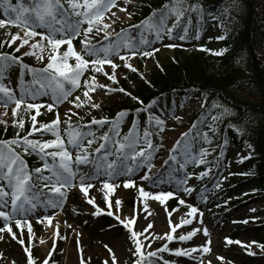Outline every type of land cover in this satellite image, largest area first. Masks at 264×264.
<instances>
[{"label":"rangeland","instance_id":"obj_1","mask_svg":"<svg viewBox=\"0 0 264 264\" xmlns=\"http://www.w3.org/2000/svg\"><path fill=\"white\" fill-rule=\"evenodd\" d=\"M139 1L141 0H116L115 4L102 17L100 30L93 29L85 37L83 30L88 25H83L78 39L81 41L87 39L90 46H93L99 39L105 40V47H108L121 39V36L117 35L120 33L123 39L139 45L142 49L145 45L139 43L140 37L143 35L148 38V32L142 28L138 33L137 42H135L127 31L130 26L139 24V13L136 7ZM228 9L234 13L242 11L241 5L237 2H231ZM4 18L6 17L0 7V19ZM173 18H169L168 26H171ZM196 20L198 22V17ZM105 24L108 25L107 28L103 27ZM215 27V22L210 23L211 34L219 36L220 30H215ZM36 30L45 32L40 28ZM26 31L27 29L14 25L0 27V42L7 43L8 47L20 55L26 64L37 69L45 68L49 57L53 54L57 56V62H60L63 52L67 50V44L61 45L53 53L46 40L41 41L39 36L26 37ZM13 36H17V39L13 40ZM151 38L150 47L146 48L147 51H153V55L149 59L140 54L132 56L128 48L122 47L119 55L110 57L118 65L115 70L111 65L105 64L102 66L103 71L96 72L89 64L80 76V86L71 92L66 100H54L53 88L44 86L40 93L35 94V98H31L28 91L24 90L22 95L25 102L16 108L13 101H7L5 104L4 101L7 100V97L0 94V97H3L0 99V124L9 127L16 121L19 123L21 121L29 122V127L33 130L42 124H50L57 117L59 122L71 121L91 124L94 120L109 119L112 113H120V110L136 101L133 97H135L134 94L140 83L149 80L150 75L172 59L177 51L182 50L186 54L196 51L195 43L189 39L181 40L178 43L180 45H177L167 37L163 40H156L153 34ZM22 39H28V44L21 45ZM37 42H40L41 46L33 48L32 45ZM170 44L175 47H168L167 45ZM72 45L75 51L82 54L84 51L82 43L74 44L72 42ZM156 49L158 51H155ZM135 50L142 52L137 48ZM120 55L126 57L127 64H130L132 68L125 66V61L120 59ZM85 58L92 60V58ZM67 62L75 66L76 59L69 56ZM105 72L109 75L114 74L115 80L109 79L104 74ZM49 74H54L52 69L39 75L43 84L49 82L45 78ZM93 77L95 80L92 79ZM17 78L23 80L24 83L27 80L24 72L23 75L22 72L19 74V69L14 68L0 79V83L11 89L13 95L19 98ZM57 78L61 79V77ZM85 81H89L94 90H89L85 86ZM121 88L125 91L121 92ZM85 91L88 92L87 96L84 95ZM28 104H36L39 107L30 109ZM49 104L53 105L51 109L48 108ZM77 104L80 106L77 107ZM93 104L97 106L93 107ZM204 104L202 96L198 94L188 99L176 98L171 105L170 113L160 112L157 118L163 120L164 123L162 126L158 125L155 119L154 135L157 137V143L151 167L148 166L149 164L141 165L139 170L130 177H124V173L128 172V166L125 164L122 166L121 173L113 176L107 175V169L103 167L96 171V176L86 179L85 188L87 191L85 192L81 190L80 177L76 174L72 180L73 186L61 189L64 193L63 196L50 190V195L44 196L43 200L36 199L34 202L37 203V207L26 213H13L10 195L4 197L0 201V211L8 212L10 219L5 221L0 217V264H27L29 254L32 256L33 264H44L45 261L48 264H136L137 260L151 258L148 253H157L158 251L167 252L166 262L168 264H264L263 197L252 199L230 212L228 215L230 223H228L226 216L223 217L220 214L217 205L209 201L207 192L204 193L198 189L195 193L184 198L185 203L182 204V209L172 211L167 207L166 200L161 203L160 200L155 199L156 195L165 191L152 187L146 179H142L145 175L149 176L152 170H159L164 162L170 159V155L177 156V161L170 159L172 162L182 161L183 158L178 153L184 145L179 146L176 151H173V146L177 141L182 140V134L186 132L188 123L195 114L202 111ZM14 109L15 114L13 113ZM124 113L126 114L121 117L122 123L118 126L121 130H126L129 127L127 123L129 114ZM33 116L36 117L35 121L32 119ZM213 117L215 115L207 116L203 120L212 121ZM135 130H137L136 135L140 138L136 150L145 149L142 132L138 131L137 127ZM36 141L44 142L40 137ZM115 145L116 143H110V149L116 151ZM65 146L70 151L71 157L80 151L73 148L72 145L65 143ZM97 148L99 146L92 145L93 151ZM130 150L132 151V149ZM7 151L5 150L6 153ZM205 152L204 160L210 155V152ZM199 154L200 152L195 157L200 158ZM246 155V151L241 148L226 147L221 153L222 162L229 166V169L225 171V178L237 170V162ZM201 165L191 162L186 165L184 170L187 172V179L191 178L184 184V188L193 189L198 186L199 178L195 173ZM128 181L133 183L126 187L125 184ZM2 182L6 186V191L10 192V188H7L8 182L6 180H2ZM105 183L111 184L112 187H105ZM219 186H226L223 179L217 183V187ZM141 188L152 195L147 197L140 195ZM246 190L244 189L243 192L246 193ZM136 194L137 197H135ZM174 197L178 200L184 196L180 192ZM49 200H52L57 206L52 207L48 204ZM89 200H92L93 203H89ZM189 205L196 207L198 211L188 215ZM17 220L21 222L19 226H17ZM105 220H107V224L104 222ZM182 220L191 222L181 223ZM176 224H181V226L172 232V226ZM251 224H260V232L255 233L256 230L253 227L247 231L235 232L242 228L241 226H250ZM117 226L121 227L122 231ZM205 229L207 234H205ZM193 230L195 232L190 239L180 240L178 238ZM133 231L137 233V236L134 237L135 240L141 244L142 257L135 252L136 248L130 237ZM169 232H172L175 238L171 241V247H164L163 244L170 241L166 236V233ZM205 247L209 251L205 252ZM165 248L167 250H162ZM176 249H182L189 254L177 256Z\"/></svg>","mask_w":264,"mask_h":264},{"label":"trees","instance_id":"obj_2","mask_svg":"<svg viewBox=\"0 0 264 264\" xmlns=\"http://www.w3.org/2000/svg\"><path fill=\"white\" fill-rule=\"evenodd\" d=\"M80 2L82 4L83 0H80ZM231 2H237L241 5L242 11L240 13L230 11L228 6ZM11 3L16 4L17 0H11ZM62 3L67 10L65 15L69 20L83 19L72 15L67 0H62ZM166 3H168V0H141L136 4L139 13V24L132 25L127 29L133 41L137 42L138 33L144 28L141 22L149 17L153 11H159ZM188 3H199L204 11L202 13L186 12L185 16L182 17L180 26L174 30L172 41L180 45L178 44L181 41L179 36L185 35L184 28L186 27L188 38L184 40H192L195 43L196 51L189 54L183 53L182 50L177 51L172 59L150 75L149 80L140 83L134 94L138 99L120 110V112L123 111L129 114L128 129H119L118 126L122 123L121 117L117 113H112L109 116L110 118L104 120L103 123L60 121L55 128V133H58L67 145H69L67 143L69 131L76 130L85 133L82 144L88 150L90 162L88 164H77V154L69 161L73 171L79 177L85 176L86 179H89L96 176L98 169L106 168V164L117 160L122 162L120 164L121 170L124 164L132 169V171L124 173V177H130L139 170L141 165L151 164L153 157H155L157 137L154 135L156 130L154 123L159 113H170L175 98L182 100L198 94L201 95L205 103L203 109L190 120L184 133L186 135L180 141V146L186 143L191 146L193 151L190 155L192 156L202 150L210 152L205 160L206 162L195 173L199 178L198 186L193 188L191 192H185L183 190L184 184L178 182L185 179L189 181L188 179L191 177L187 179V172L178 167V162H172L170 159L166 160L167 163L165 161L159 170H152L149 176L147 175L146 181L152 187H156L161 191L175 194L181 192L184 196L182 200L198 189L204 193L207 192L209 201L217 205L220 214L223 217L226 216V221L230 223V220H228L230 212L252 199L264 198V0H188ZM1 9L3 10V7ZM81 10L78 9V11ZM196 17H198V22ZM212 22L216 23L214 29L220 30L219 36L211 34L209 25ZM83 25L88 24L82 23L80 27L82 28ZM98 27L100 28V24ZM40 29L47 31L44 28ZM93 29L97 30L96 27ZM152 35L148 32V39L151 40ZM220 36L224 38L218 39L217 37ZM72 42L80 44L81 40L78 39V36H75ZM93 46L98 50L105 48L106 41L99 39ZM148 47H150V44L145 45L142 49L137 45V49L142 52L147 51L146 48ZM221 50L223 51L221 52ZM0 53L19 57L7 69L3 70L0 74L2 78L14 68L23 71L27 76V80L24 83L23 80L17 78L19 98L24 90L28 91L31 98H35V94L40 93L43 89L41 88V78L38 76L37 79L40 82L33 83V73L28 72L27 68L22 70L21 64L30 68L34 67L26 64L22 57L9 48L5 42H0ZM82 54L84 55V51ZM103 55L104 53L100 52L99 58H103ZM149 58L150 56H147V59ZM63 83L65 89H70L71 92L76 89L67 81H63ZM44 85L54 88L55 82H52L51 85L47 82ZM224 109H228L229 112L221 115ZM210 115L219 116V119L215 121L203 120ZM134 121L135 127L142 132L141 136L145 141V151L149 153L148 160L143 162H138L139 158H137V162H134L130 156V149L123 150L129 154L128 159H125L124 156H118L116 151L109 150L110 143L125 142V137L129 136L130 129H132L131 139L138 136L136 135L137 130L133 126ZM206 124L209 126L206 127ZM40 126L35 128L37 131H33L29 127V122L23 123V127L17 121L9 127L0 124V141H18V143L5 144L0 147L4 151L11 148L19 154L26 165L27 171L31 174L33 189L30 195L43 200L44 196L50 194L52 182L39 180L37 176L51 175V171L43 169V165L46 162L52 164L53 158L50 156L45 157L39 152V148L36 151L30 149L26 152L23 139L27 136L29 139L36 141L40 137L45 142L57 138L54 132L46 131ZM211 129H215V132H212ZM145 130L150 133L148 139L151 140L153 145L150 149L144 138ZM204 133H208L207 140L204 139ZM105 134L108 136L107 140L104 139ZM89 140L93 141L91 145L88 144ZM101 144H104L105 148H102L99 153L92 150V145ZM227 146L241 148L247 152V156L238 161L237 170H234L230 176L225 178L224 174L229 166L222 162L221 153ZM56 150L58 149L54 147L45 149L46 152ZM106 153L110 154L106 156ZM59 159L57 157L55 160L57 165ZM93 160L95 163L92 162ZM36 168H41L42 173H35L33 170ZM202 173L203 175H201ZM221 179L225 181V187H217V183ZM45 183L48 184V187L44 186ZM0 184H3L1 180ZM244 189H247L246 193L243 192ZM135 197H137V194ZM60 199L63 200V198ZM180 200H177L174 196L169 197L166 199V205L170 210L175 209L177 211L182 209V204L179 203ZM104 222L107 224V220ZM117 227L122 231L121 227ZM241 227L235 232L247 231L251 227L255 228V233H259L261 230L260 224ZM130 237L136 248L135 239L132 235ZM172 240L164 247H171ZM166 255L165 251H159L156 256H152L144 262L141 259V262L142 264H165Z\"/></svg>","mask_w":264,"mask_h":264},{"label":"snow or ice","instance_id":"obj_3","mask_svg":"<svg viewBox=\"0 0 264 264\" xmlns=\"http://www.w3.org/2000/svg\"><path fill=\"white\" fill-rule=\"evenodd\" d=\"M116 0H83L81 4L80 0H67L68 7L72 10V15L77 17H82L83 19L77 20H69L65 13L66 9L62 3V0H17L16 4L11 3V0H0V7H3V15L4 19H0V27L5 25H14L24 29H27L25 32L26 37H35L39 36L41 41L47 42V45L51 47L53 53H55L61 45L67 44V50L63 52L62 57L60 58V62H57V56L55 54L49 57V62L47 63L46 67L43 69H35L30 68L27 65L21 64V69L27 68L28 72L33 73L34 79L33 83H39L40 80L37 77L40 74L47 73L49 69H52L54 74H49L45 78L49 81V85L52 82H55V87L53 88V99L54 100H66L69 95H71L70 89H65L63 81H67L72 85L73 88H77L80 86V76L82 75L83 71L88 67L89 64L93 66V70L96 72L103 71V65L108 64L111 65L113 70H115L118 65H116L113 60L110 58L112 55H119L120 49L128 48L130 50V55L135 56L140 54L142 56H152L153 51H143L138 52L135 50L137 45L129 42L126 39H123L121 34V39H119L116 43L110 44L108 47L96 49L94 46H89L88 40L84 39L81 43L84 45V55L74 50L72 45V40L75 36L81 35V27L82 23H87L88 27L83 30L85 37H87L88 33L92 32L93 28L96 27L99 31L100 28L98 27L100 23H102V17L104 16L105 12L109 10L111 6L115 4ZM78 9H82L78 11ZM195 11L197 13H202L204 9L199 5V3H188V0H168V3L164 4L159 11H153L149 17H146L144 21L141 22V25L144 27V30L152 33L155 35L156 40H163L165 37L172 39L174 36V30L178 28L181 24L182 17L185 16L186 12ZM170 17H174V21L171 26H168V20ZM104 28H107L108 25H103ZM44 28L46 32H38L36 29ZM123 31V30H122ZM185 35H180L179 39L184 40L187 37V28H184ZM218 39H223V36L217 37ZM13 40L17 39V36L12 37ZM139 43L141 45H147L151 43V40L145 38V36L141 35ZM28 44V39H22L21 45ZM40 42H37L32 45L33 48L40 47ZM168 47H175V45H167ZM155 51H158L156 49ZM223 50H221L222 52ZM103 52V58H99V53ZM220 54V53H217ZM72 56L76 59L75 66L70 65L68 61V57ZM85 56L97 57L96 59H86ZM19 57L10 56L6 53H0V74H2L3 70L7 69L13 62L18 60ZM120 59L125 61V66L132 68L130 64H127L126 57L124 55H120ZM135 71V69H132ZM108 76L109 79L115 80V75H109L107 72L104 73ZM23 75V71H22ZM57 77H61V79H57ZM0 79H2V75H0ZM95 80V77L92 78ZM85 86L89 90H94L91 87L89 81H85ZM45 85L41 83V88ZM121 92L125 91L124 89H120ZM0 94H3V97H7V100L4 101L5 104L7 101H13L16 105V108H19L22 103H24V96L21 95L20 98H16L13 95L11 89L5 87L2 83H0ZM34 95V93H33ZM85 96L88 95V92L85 91ZM130 95V94H129ZM3 97H0L2 99ZM134 99H138L133 97ZM79 99V98H77ZM80 105L77 104V107ZM93 107L97 105L93 104ZM39 106L36 104H28V108H38ZM53 107L52 104L48 105V108L51 109ZM71 111V109H69ZM229 112L228 109H224V112L221 115L227 114ZM15 114V109L13 110ZM126 113L123 111L118 113L119 117H123ZM33 121H35L36 117H32ZM219 119V116L213 117V120ZM156 122L158 125H163L164 121L156 118ZM59 123V118L57 117L56 120L51 121L50 124H42L40 127L45 129L46 131H52L56 134L57 138L55 140H49L45 142L35 141L29 139L27 136L24 137V150L27 152L30 149L32 151H36L39 148V152L42 153L45 157H52L53 163H45L43 165V169L50 170L51 175L49 176H42L38 175L37 179L39 180H46L49 182H53L51 186V191L59 193L61 196L64 193L61 191L64 187L73 186L72 180L75 178L76 173L73 171L72 167L70 166L69 161L71 160V153L68 148L65 146V142L60 138L58 133H55V128ZM93 123H103V120L97 121L94 120ZM20 126L23 127V122H20ZM133 126L135 127V121L133 122ZM162 130V128H161ZM33 131H37V129H33ZM212 132H215V129H211ZM132 129L129 130V136L125 137V142L120 143L117 142L116 147V154L118 156H124L125 159H128L127 153L123 150L125 149H132L130 156L134 162H137V158H139L138 162H143L148 160L149 153L145 151V149L140 148L139 151L136 150V144L139 143V136L135 139H131ZM150 133L145 130L144 138L148 143L149 149L153 147L151 140L148 139ZM186 134H182L185 136ZM199 135V134H198ZM85 136V133L80 131H69L68 132V141L69 145H72L75 149H80L76 155V163L77 164H88L90 162L89 154L87 153V148L82 144V140ZM104 139L107 140L108 136L105 134ZM204 139H208V133H204ZM18 143L17 140L11 141H0V146L5 144H15ZM93 143L92 140L88 141V144L91 145ZM180 146V141L173 146V151H176ZM54 147L58 150L46 152L45 149ZM251 147V145H249ZM102 148H105L104 144H101L99 148L95 149L97 153L100 152ZM193 149L189 144H185L183 149H180L178 155L181 156L183 159L182 161H178L179 168L184 169L186 165L191 162L193 164H204L206 161L203 159V156L206 155L205 151H201L199 154L200 158H196L195 156L190 155ZM110 153H106L105 155H109ZM59 157V164L57 165L55 160ZM170 159L173 161H177L176 155H170ZM95 163V161H92ZM122 162L117 160L111 163L106 164L107 172L106 174L109 176L117 175L121 173L120 164ZM167 163V161L165 162ZM151 167V165H148ZM35 173L40 174L42 173L41 168H36L33 170ZM127 171H132L131 168H128ZM203 175V173L201 174ZM148 176L145 175L142 179H147ZM85 176L80 177V187L82 191H87L85 188ZM0 180H6L7 188H10V192L6 191V186L0 184V201L3 200L4 197H11V211L13 213H26L32 209L37 207V203H35V196L29 195L32 192L33 185H32V178L31 174L27 171L26 165L24 161L20 158L19 154L16 153L11 148L8 149L7 153L0 147ZM132 181L126 182L125 186H129L132 184ZM178 183L186 184L187 180H181ZM48 187V184L44 185ZM91 187V185H88ZM105 187L111 188L112 185L105 183ZM185 192H191L192 188L185 187L183 189ZM140 195L142 196H150L152 194L145 192L143 188L140 189ZM175 193L173 192H161L155 196V199L160 200L161 203L164 202L169 197L174 196ZM89 203H93L92 200L88 201ZM6 203V201H5ZM180 204H184V200L179 201ZM52 207H56V203L52 200L48 201ZM190 208V212L188 215H192L198 211V209L192 205L188 206ZM173 211H176L175 209ZM171 215V213H169ZM0 217L4 218L5 221L10 219V215L6 211H0ZM46 219H49L46 217ZM189 220H182L181 223H190ZM17 226L20 225V220L16 221ZM171 224V221H169ZM181 224H176L172 226V232L175 231L176 228H179ZM127 227V225H126ZM151 227V225H149ZM10 231V229H9ZM172 232L166 233V236L169 240H172L174 237ZM195 230L192 232L187 233V235H180L178 238L180 240H187L190 239L191 236L194 234ZM205 234H207V230L205 229ZM132 236L136 237L137 233L132 232ZM23 243V241H21ZM167 250V248L162 249ZM195 250V249H193ZM27 251V250H26ZM204 251H209L208 248H204ZM136 253L143 256L141 252V244L139 241H136ZM175 254L177 256L181 255H188L189 253L182 250L176 249ZM149 256H154L156 253H148ZM27 264H33V259L31 254L28 256ZM44 264H48L47 261ZM136 264H141L140 260L136 261ZM168 264V262H165Z\"/></svg>","mask_w":264,"mask_h":264}]
</instances>
